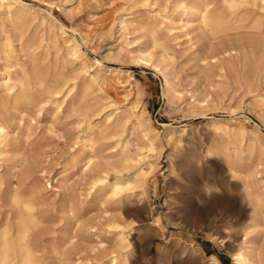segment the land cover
I'll use <instances>...</instances> for the list:
<instances>
[{"label": "rangeland", "instance_id": "374dc122", "mask_svg": "<svg viewBox=\"0 0 264 264\" xmlns=\"http://www.w3.org/2000/svg\"><path fill=\"white\" fill-rule=\"evenodd\" d=\"M22 1L31 8L26 11L29 19L35 16L31 26L38 37H47L50 32L59 34L58 26L66 32L67 37H58L62 44L60 52L54 53L52 48L49 58L40 63L49 75L59 69L65 52L63 42L71 37L80 44L87 66L96 73L110 99L130 115L121 125L92 138L94 152L105 155L119 150L120 146L114 149L111 146L123 139L127 151L137 160L133 162L135 166L109 167L105 182L109 184L119 176L133 180L138 161L146 170L143 182L131 184L130 189L126 187L112 196L109 185L90 190L94 171L86 159L70 165L71 156L81 146L77 137H82L83 118L101 123L105 113L111 110L109 106L103 107L110 99L95 86L92 106L81 116L54 115L50 103H46L40 110L27 108L23 115L12 111L4 119L8 139L0 150V176L9 171L11 159L17 153H26L32 175L25 186L46 184L45 195L57 202L56 209L48 214L46 225L54 227L57 233L74 224L59 209L60 199L71 194L78 198L74 226L78 262L75 264H109L112 255L118 257V264L124 259L126 264H211L212 254L219 264H233L232 253L245 240L253 244L259 252L256 260L264 264V161L253 154L250 162L244 157L239 167L229 164L237 161V156L232 155L235 148L246 151L264 145V103L258 102L240 84V59L235 71L228 72L225 86L218 88L213 76L216 69L207 59V40L197 37L200 35L197 17H188L185 28L179 30L183 9L174 0ZM47 12L53 17V25ZM166 16L172 17L176 39L163 27ZM153 18L162 23L159 34L174 49L173 57L163 58L161 70L136 58L140 51L150 53L156 64L161 57L160 48L153 46L150 33L141 27ZM122 20L129 31L125 36L120 28ZM5 27L9 29L7 24ZM185 31L190 32L191 41L183 36ZM248 35L251 34L245 31H230L213 41L229 42ZM95 60H100V68ZM12 62L13 69L21 63L31 68L17 41L12 43ZM3 64L0 54V73ZM68 64V68L79 67L80 60L73 59ZM110 70L121 71L120 80ZM164 74L171 81L170 90L164 89ZM191 94L202 102L194 104ZM134 114L139 115L142 125H138ZM214 118L229 123L236 119L240 124L234 123L230 137L224 138L228 158L209 151L217 137L210 126ZM184 125L186 132L181 130ZM142 130L156 135L154 151L143 147ZM147 162L153 166L143 164ZM65 168L68 169L63 172ZM11 182L16 183V178ZM205 184L217 191L212 196L201 197L200 190ZM247 184L258 190L261 205L246 198ZM56 185L58 191H53ZM6 186L5 183L0 188V203ZM2 209L5 212L9 207L4 204Z\"/></svg>", "mask_w": 264, "mask_h": 264}, {"label": "bare ground", "instance_id": "6f19581e", "mask_svg": "<svg viewBox=\"0 0 264 264\" xmlns=\"http://www.w3.org/2000/svg\"><path fill=\"white\" fill-rule=\"evenodd\" d=\"M140 1L147 2L148 0ZM173 2L183 9L178 27L180 28L179 30L185 28L184 23L187 22L188 17H197V28L200 31V35L197 37L200 36V38L207 40L209 49L207 59L209 63H213L216 69L213 71V76L216 78L214 81L215 85L218 88L225 86L226 80L228 79V72L235 71L236 62L240 59V65H242V73L238 76L240 84H242L248 92L253 93V96L258 102L264 103V35L256 31L259 25L255 22L259 16L264 15V0H248L252 7L242 8L235 12L231 10V5L228 4V0H218V2L217 0H191L188 3L187 0H174ZM30 9L31 8L22 0H0V54L4 60L2 72L0 73V150L4 142L8 139V132L5 130L6 128L4 127L3 121L8 115L12 114V111H18L21 115L22 112L29 107L40 110L46 103H50L54 115L63 114L65 117L71 115L81 116L84 114L85 110L90 109L92 106L91 101L93 99L92 93L94 86L97 87L98 90H101L108 99L111 98L107 91L103 89V85L96 73L87 66L84 52L79 47L80 44L71 37L63 42L65 52L62 55L59 69L52 75H49L47 68L42 67L40 63L49 58L52 48L54 49V53L60 52L62 44H59L58 37L64 38L66 32L62 26H58L59 34L50 32V35L47 37H38L36 31L32 29L31 26L35 16L32 15L31 19H29L26 13V11L29 12ZM47 15L51 17L49 12H47ZM52 19L53 17H51L50 20L51 25L54 24ZM163 19V27L166 29L167 33L172 36V39H176L178 37L176 29L171 26L172 17L166 16ZM156 20L157 19L153 18L151 21L142 23L141 27L150 33L153 46L160 48L161 57L158 63H154L151 54L145 51H140L136 58L142 63L149 64L161 70L160 63H163V58L173 57L174 49L160 36L159 33L162 29V23L158 20V22H156ZM5 24L9 26V29L5 27ZM120 28L123 32V36L129 33L125 20L120 22ZM230 31H245L251 35L240 40L229 42L220 41L219 43H215L213 41ZM183 36H186L188 41L192 40L189 31H185ZM14 41H17L22 46L24 56L29 58L31 62L30 69L25 63L19 64L15 69L12 68L14 66L12 62V43ZM73 59L80 60V66H71L68 68V63H72ZM202 60L205 61V58ZM94 62L98 68L101 67L102 64L100 60H95ZM109 73L117 76V80H120L121 71L110 70ZM128 76L131 77V75ZM170 88L171 81L167 75L164 74V89L170 90ZM191 96L194 104L202 102L194 98V94H191ZM108 106L111 110L105 113L101 123H92L83 118L85 124L84 127L80 128L82 137H77L81 146L77 152L71 156L70 165L73 166L74 163L79 162L80 159H86L87 165L90 168L93 167L91 169L94 171L89 182L90 190L105 189L109 185L110 195L115 196L126 187L129 188V185L143 182L146 176V170L143 166L139 165L140 162L138 161L134 172L132 170L133 180H123L119 176L109 184L105 182L109 167L117 168V164L126 167L135 166L136 164H133V162L136 163L137 161L127 151V142L123 139H118L116 144L111 146L112 149L116 146H120L119 150L114 149L115 153L111 155L102 153L96 154L94 152L92 140L94 135L102 136L107 133L110 127H117L130 117L114 99H110L103 107ZM134 115L138 125H142L139 115ZM21 120L22 117L19 118V125H21ZM234 123L240 126L236 119H231L230 123L223 122L219 118H214L210 121V126L213 127L214 133L217 136L214 143L210 146V152H218L223 154L225 158H228L230 154L223 141L224 138L228 139L230 137V133L233 132L232 130L234 129ZM181 130L186 132L187 126L184 125ZM155 136L156 135H149L147 131L142 130L141 137L145 144L143 147L148 148L150 151H154L156 149ZM253 154H256L259 161H264V145L259 144L257 147L252 146L246 151L235 148L232 155L235 157L237 156V161L229 162V164L234 167H239L244 157L246 161L250 162ZM199 159V157L196 158L197 161H199ZM27 161L28 155L26 153H17L14 159H11L9 171L3 176H0V188L3 184H7L3 193V199L1 200L2 203H0V225L6 224L11 226L15 225L20 220V212L12 205L14 197L32 198L40 206L39 215L45 222L47 221L49 212L55 210L57 207V202L45 195V183H41L40 185L32 184L29 187L25 186L26 181L32 175V168ZM143 164H148L150 168L153 166L151 162ZM67 169L68 168H65L63 172ZM62 176L64 177V175ZM12 178H16V183L11 182ZM53 191H58L57 185L54 187ZM216 191L215 187L205 184L202 185L200 195L201 197H209ZM244 194L248 200L255 201L258 206L263 203L258 190L248 184L245 186ZM77 200L78 198L71 194L68 197H62L58 203L61 212L69 215L74 222L73 225L61 229L59 233H57L54 227L47 226V228L34 239V246L41 250V255L44 257L45 264H60L57 257L58 253L63 256V264H75L78 262V257L76 258L78 249L74 245L77 236V231L74 227L77 220L75 219V209L78 204ZM4 204L9 207L5 212L2 209ZM155 222L159 224L158 217L155 218ZM152 229L154 230L153 227ZM121 240H123V238H121L120 241ZM192 248L194 249L195 247L192 246ZM255 253L256 255L257 253L259 254L253 244L249 240H245L243 246L232 253L233 264H262L260 262L261 260H256L259 256L257 255L256 257V255H254ZM210 259L211 264L212 262L219 264L215 255L212 254ZM118 263L119 260L117 256L112 255L109 258V264ZM121 264H126V260L124 259L121 261Z\"/></svg>", "mask_w": 264, "mask_h": 264}, {"label": "clouds", "instance_id": "9594fccd", "mask_svg": "<svg viewBox=\"0 0 264 264\" xmlns=\"http://www.w3.org/2000/svg\"><path fill=\"white\" fill-rule=\"evenodd\" d=\"M232 11L252 7L248 0H228ZM256 31L264 35V15L255 21ZM21 214L15 225H0V264H45L41 250L34 246V239L47 228L46 222L39 215L40 206L32 198L14 197L12 201ZM63 264L62 254H57Z\"/></svg>", "mask_w": 264, "mask_h": 264}]
</instances>
